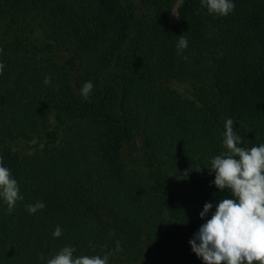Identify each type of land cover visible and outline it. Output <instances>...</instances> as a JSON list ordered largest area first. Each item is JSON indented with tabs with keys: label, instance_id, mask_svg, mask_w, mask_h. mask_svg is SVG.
<instances>
[{
	"label": "trees",
	"instance_id": "obj_1",
	"mask_svg": "<svg viewBox=\"0 0 264 264\" xmlns=\"http://www.w3.org/2000/svg\"><path fill=\"white\" fill-rule=\"evenodd\" d=\"M232 2L218 16L183 0L170 25L176 0H0V157L23 196L11 214L0 200V264L66 245L114 252L109 264H203L189 241L231 198L207 168L226 119L242 146L264 143V0Z\"/></svg>",
	"mask_w": 264,
	"mask_h": 264
},
{
	"label": "clouds",
	"instance_id": "obj_2",
	"mask_svg": "<svg viewBox=\"0 0 264 264\" xmlns=\"http://www.w3.org/2000/svg\"><path fill=\"white\" fill-rule=\"evenodd\" d=\"M202 7L209 14L227 16L235 9L232 0H201ZM188 48L185 35L178 37L177 55L187 60L183 52ZM3 49L0 48V53ZM5 65L0 62V75ZM51 83V77H45L44 84ZM93 83L87 81L80 89V94L87 99L93 91ZM222 146L225 151L210 158V174L214 173L212 183L221 191L227 190L231 198H222L215 206L211 218L203 223L189 241L192 251L203 264H264V143L259 146L244 147V139L234 130V119L228 118L224 124ZM201 168L197 171H200ZM187 176V172L184 173ZM0 200L7 206L9 214L18 201L23 200L20 186L10 168L0 157ZM46 207L42 201L26 206L29 214ZM213 208L206 202L200 217L203 219ZM63 234L60 226L52 233L54 238ZM109 235H114L110 232ZM116 252L122 251L120 242H116ZM76 248L66 245L45 257L38 259L46 264H109V257L114 252L100 255H74Z\"/></svg>",
	"mask_w": 264,
	"mask_h": 264
},
{
	"label": "rangeland",
	"instance_id": "obj_3",
	"mask_svg": "<svg viewBox=\"0 0 264 264\" xmlns=\"http://www.w3.org/2000/svg\"><path fill=\"white\" fill-rule=\"evenodd\" d=\"M183 0H176V3H175V7H174V10L172 12V15H171V19H170V25H175L176 22H177V10L179 8V6L182 4ZM134 153L136 154L135 156L137 157L138 153L133 149V146L132 144L128 145V151H127V154L129 153ZM129 156V155H128ZM139 157V156H138ZM130 157H128L129 159ZM116 264H134L131 260L129 259H120V260H117L115 262Z\"/></svg>",
	"mask_w": 264,
	"mask_h": 264
}]
</instances>
